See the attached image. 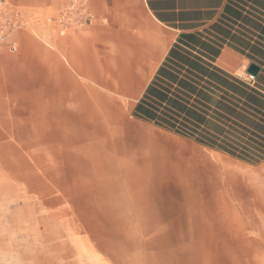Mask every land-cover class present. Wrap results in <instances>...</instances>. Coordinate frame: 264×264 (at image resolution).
Wrapping results in <instances>:
<instances>
[{
    "label": "crops",
    "instance_id": "1",
    "mask_svg": "<svg viewBox=\"0 0 264 264\" xmlns=\"http://www.w3.org/2000/svg\"><path fill=\"white\" fill-rule=\"evenodd\" d=\"M7 1L23 24L0 44V147L24 128L26 137L52 140L60 149L63 138L84 141L67 151L91 154L92 136L77 132L100 113L108 121L127 116L237 159L133 115L149 111L157 119L176 116L192 135L201 132L218 145L261 149L264 34L252 23L264 25V18L249 14V1ZM37 14L40 36L28 22ZM250 63L260 67L252 82L243 80Z\"/></svg>",
    "mask_w": 264,
    "mask_h": 264
},
{
    "label": "rangeland",
    "instance_id": "2",
    "mask_svg": "<svg viewBox=\"0 0 264 264\" xmlns=\"http://www.w3.org/2000/svg\"><path fill=\"white\" fill-rule=\"evenodd\" d=\"M104 117L77 132L91 154L2 140L0 264H264V163Z\"/></svg>",
    "mask_w": 264,
    "mask_h": 264
},
{
    "label": "trees",
    "instance_id": "3",
    "mask_svg": "<svg viewBox=\"0 0 264 264\" xmlns=\"http://www.w3.org/2000/svg\"><path fill=\"white\" fill-rule=\"evenodd\" d=\"M247 1L250 2V7H249V11H248L249 14H251L255 18L256 17L264 18V0H247ZM237 16H238V18H241L244 23H248L249 20H251L250 19L251 17L248 16L247 14L242 15L240 13ZM252 22H254V21H252ZM252 25L255 26V29H257L259 32L264 34V25H262L258 22H256V24L252 23ZM242 28H244V27H242ZM249 46L250 45L248 43L246 45V47L249 48ZM243 90H245V89H243ZM246 92H247V90H245L243 92V94H245ZM173 104H175V103H173ZM177 106H178V108H181L182 110H184L183 107H180L179 105H177ZM133 115L136 117L142 118L144 120H147V121L153 123L154 125L162 128L164 130H167V131L173 132L175 134H178L180 136L192 139L193 141H195L201 145L221 149V150L225 151L227 154H229L230 156L235 157L237 159L244 160V161H247V162L252 163V164H256V163H258L264 159V140L263 139H260L259 142L258 141L256 142V144H260L261 149L258 152H256V151L251 152V151L247 150L246 148L242 149V146H240V145L238 147L233 146V145L228 144V143L226 145H224V144L218 145L216 143L211 142L208 138L202 137L201 132H199L197 136H194V135H192V133H190L187 130V127H186L184 122H178L177 121L176 116L172 119V121H170L169 117H167V118L162 117L160 119H157L156 115L153 114L152 112H149V111H144V113L142 115H139L136 112H134ZM241 116H242L244 121L246 119H247V121H250V119L246 117L247 116L246 114L242 113ZM182 118L184 120V117H182ZM258 128L263 129L261 126H259Z\"/></svg>",
    "mask_w": 264,
    "mask_h": 264
},
{
    "label": "built area",
    "instance_id": "4",
    "mask_svg": "<svg viewBox=\"0 0 264 264\" xmlns=\"http://www.w3.org/2000/svg\"><path fill=\"white\" fill-rule=\"evenodd\" d=\"M20 24V13L17 9L8 4L5 0H0V44L9 38L10 33ZM11 50L14 49L10 46ZM243 80L252 82L254 76L250 74L243 75Z\"/></svg>",
    "mask_w": 264,
    "mask_h": 264
},
{
    "label": "water",
    "instance_id": "5",
    "mask_svg": "<svg viewBox=\"0 0 264 264\" xmlns=\"http://www.w3.org/2000/svg\"><path fill=\"white\" fill-rule=\"evenodd\" d=\"M260 67L255 63H250L246 69V72L250 75L256 76L259 72Z\"/></svg>",
    "mask_w": 264,
    "mask_h": 264
}]
</instances>
